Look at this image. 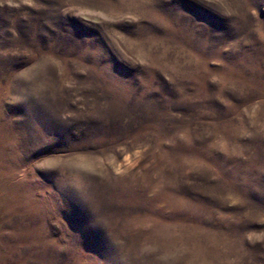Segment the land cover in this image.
Wrapping results in <instances>:
<instances>
[{
    "label": "rangeland",
    "instance_id": "rangeland-1",
    "mask_svg": "<svg viewBox=\"0 0 264 264\" xmlns=\"http://www.w3.org/2000/svg\"><path fill=\"white\" fill-rule=\"evenodd\" d=\"M0 264H264V0H0Z\"/></svg>",
    "mask_w": 264,
    "mask_h": 264
},
{
    "label": "snow or ice",
    "instance_id": "snow-or-ice-1",
    "mask_svg": "<svg viewBox=\"0 0 264 264\" xmlns=\"http://www.w3.org/2000/svg\"><path fill=\"white\" fill-rule=\"evenodd\" d=\"M126 30V29H125Z\"/></svg>",
    "mask_w": 264,
    "mask_h": 264
}]
</instances>
